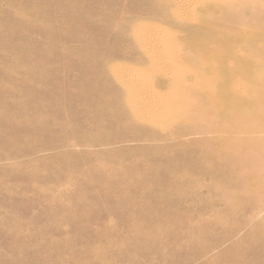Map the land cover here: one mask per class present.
<instances>
[{
    "label": "rangeland",
    "instance_id": "374dc122",
    "mask_svg": "<svg viewBox=\"0 0 264 264\" xmlns=\"http://www.w3.org/2000/svg\"><path fill=\"white\" fill-rule=\"evenodd\" d=\"M14 1L19 4L15 3ZM57 1L60 4H58ZM69 1L68 0H53V3H52L51 0H0V23L2 22L1 23L2 26L0 25L1 26L0 27V43L4 42L5 44V45L3 43H2L3 45L0 44V70H1L0 71V75H1L0 76V101H1L0 103V118H1L0 119V123H1L0 124L1 125L0 126V142H2L0 143V180H1L0 181V264H31V263L42 264V261L40 259H43L44 264H68V263L69 264H76V263L78 264H82V263L83 264H95V263L96 264H124L125 261H126L125 264H137V263L138 264H141V263L142 264H163L164 263L163 260H165L166 264H170V263L171 264H176V263L177 264H188L192 262V260H194L192 264H216V263L226 264V261L228 262L227 264H237V263L247 264L248 262L249 264H258V263L264 264L262 263L264 262V260L259 262L256 259H254L255 256L254 258H252L253 257L252 255H254L253 253L254 248H252L253 247L252 244L253 243L255 244L259 240L258 237H256L257 239L254 238L255 237L254 235L253 237H251V240H253V243L248 238V236L254 233V229L259 230V233H258V235H260L259 237H261L262 234L264 235V231H263L264 226L260 225V220L264 219V199H261L264 197V194H263L264 193V189H263L264 188V185H263L264 184L263 183L264 182V179H263L264 178V170H263L264 169L263 167L264 166V113H263L264 112L263 111L264 110L263 109L264 108V74H262L264 73V69H263L264 68V62H263L264 57L262 55H258L259 51H255V52L253 51V53L256 54L254 55L253 53H251L252 49H249V51H246L247 47L245 48V45L249 40L259 41L258 38H261L260 41H264V28L260 27L262 23L264 24V0H193L194 2L187 6H181L180 5L181 0H93V1L92 0H86V1L85 0H79V1L69 0ZM95 3L97 4L96 6H95ZM76 4L78 6H75ZM215 4L218 7L215 6ZM51 5H54L53 8ZM21 6L25 9V11ZM18 8L19 10H17ZM81 8L82 9L85 8V9L82 10ZM96 8H98V10ZM107 8H110L109 9L110 11ZM130 8H133V9H130ZM46 9H49V10L52 9V10L49 11ZM70 10H73V11H70ZM87 10L89 11L94 10L95 12L94 11L89 12ZM83 11L84 13H82ZM72 12L73 13L75 12L74 15H70V13ZM105 12H107V14H104ZM35 14L37 15L35 16ZM252 14L256 16L253 17ZM74 16L77 18V20H75L76 18ZM40 17H42V19ZM81 17L83 18V20ZM200 17L203 19H200ZM257 17H259L260 19ZM114 18H116V21L113 20ZM253 18L254 20H252ZM73 19L75 21H73ZM9 20L11 21V23H8ZM16 20L17 21L22 20V21L17 22ZM256 20L259 21V24H260V26L258 24L259 27L256 26L255 23H253ZM260 20H263V21L260 22ZM84 21H87V22H84ZM102 22H104L105 25ZM106 23L108 25H106ZM214 23H216V25ZM5 24L7 25L9 24L10 26L9 25L6 26ZM65 24L68 27H66ZM11 25H13L14 28L11 27ZM40 25H44V28H43L44 30L42 29L43 26L41 27ZM2 27H6L7 29L2 28ZM57 27L59 28L57 29ZM96 27L97 28L99 27L100 29H97ZM257 27L260 29H258ZM21 28L23 29L21 30ZM55 28L57 29V31ZM69 28L70 29L72 28L73 30L72 29L70 30ZM220 28H222L223 30ZM251 28L254 32L255 30H258V31H256L255 33H251L252 32ZM5 29L10 32H7ZM20 30L23 32H21ZM39 31L42 35H38L40 34ZM58 31H60V33ZM11 32L13 36L7 35L8 33L11 34ZM48 32L50 34H48ZM44 33L47 38H45ZM58 33L61 34V36H63L64 38L59 36ZM91 33H93L94 36ZM66 34H69L70 36ZM72 34H75V37L77 39L74 38V35L72 36ZM196 34H198L199 36ZM34 36L36 38H34ZM58 36L60 37V39L63 38V40L61 39L62 42L58 38ZM97 36H100V37H97ZM31 37H32V40H31ZM51 37L52 39H50ZM116 37H117V40H116ZM11 38L13 39L11 40ZM48 38L50 41L47 40ZM78 38L81 41L78 40ZM83 38L86 39L87 41L91 40V42L88 43ZM45 39L47 41H45ZM64 39L66 43H64ZM43 40H44V43H43ZM98 40L102 42H99ZM23 43L25 44L27 43L26 44L27 46L25 44L22 45ZM48 43H49V46H48ZM207 44H209L208 45L209 47L207 46ZM20 45L23 46L24 48L21 47ZM40 45L42 46L40 47ZM80 45H83V46H80ZM12 46H16V47L13 48ZM29 46H32V47H29ZM84 46L85 47L88 46L89 48L88 47L85 48ZM212 46H214V48H212ZM1 47L2 48L5 47L3 51L1 50L2 49ZM97 47L99 48V51ZM226 47L229 49L232 48V50H229ZM17 48L19 49L16 50ZM61 48H63L64 52H61L62 51ZM96 48L97 50H94L93 52V49H96ZM220 48L222 51H224V49L226 48L229 51V53H227V51L226 53L224 51L223 52L224 54L222 52L218 53L219 52L218 50H220ZM258 48L261 50L262 49L264 50V44L263 46H258ZM22 51L25 54V56L22 53ZM56 51H58V53ZM81 51H84L87 54H85L84 52L82 53ZM96 51L99 53H97ZM200 51L202 52L200 53ZM16 52H19L20 54ZM49 52L50 53L53 52V53L50 55ZM230 52H233L234 54H231ZM243 52H246L249 58L252 57L254 62L245 61L241 57V54ZM61 53H62V58H61ZM71 53L74 54V56ZM66 54H67V58L65 57ZM68 54L70 55V57ZM97 54H99L100 57ZM203 54L206 55L207 59L208 57H210L208 54H211L210 58H212V61L210 63H207L208 66L206 65V63H204V59H203L204 56H202ZM20 55L23 58L22 57L19 58ZM40 56H44V57H41V59L43 58L42 60L40 59ZM107 56L110 59H108ZM24 57H26V60L28 59L30 60V61L28 60L27 62L28 64H31L30 66L27 63H25L26 60ZM60 58L63 60H61ZM102 58H104V60ZM58 59L60 62L58 61ZM64 59L65 60L68 59V60L65 61ZM74 59L77 61H75ZM44 61H46L47 63L45 64ZM78 61H80L81 63L79 64ZM94 62L96 63L94 64ZM88 64L90 65L88 66ZM99 64L100 66H98ZM103 64L105 65L101 66ZM209 64L213 66H210ZM209 66L212 68H210ZM225 66H227V68H225ZM217 67H218V70H217ZM10 68H13V69H10ZM52 68H55L53 69V72L51 71ZM60 68L62 69V71ZM21 70L23 73L21 72ZM4 71L6 72L4 73ZM85 71H89V72H85ZM95 71H97L101 75H99L98 73H95ZM65 74L67 75V77H65L66 76ZM53 76L55 77L53 78ZM76 76H79V77H76ZM24 77L25 79L22 80V78ZM68 77L69 78L71 77V78L69 79ZM236 78L239 81L235 80ZM232 80L234 81L233 83H232ZM74 82L81 83V84H76ZM85 82L88 84H85ZM179 82H181V84H179L180 86L178 85ZM62 83H66V84H62ZM212 83H215L213 84L214 86L212 85ZM97 84L99 86H97ZM12 85L15 87H13ZM100 85H102V87H100ZM215 85H217V87H215ZM247 85H249L250 87L248 88ZM42 86H45V87H42ZM212 86L215 88L213 89ZM74 87H77L76 90L74 89ZM79 88L81 89V91ZM221 88H223L222 89L223 91L219 92ZM233 89L234 91H232ZM58 90L60 92H57ZM67 90H68V94H67ZM86 90H89V92ZM95 91H97L96 92L97 94L95 93ZM4 92L7 96L3 94ZM113 92L114 94L112 95L111 93ZM223 92H227L228 94L223 93ZM229 92H232V94H230ZM238 92H240L239 93L240 95L238 94ZM104 93H106V95H104ZM121 93L123 94V96L119 97ZM242 93H244V95ZM20 94H22L23 96ZM2 95L4 96V99H2L3 98ZM47 95L49 96L47 97ZM209 95L210 96L215 95L214 96L215 98L219 96L217 99L219 101L223 100L222 102L218 101V109H217L218 112L213 111L214 115L208 114V113H204V114L202 113L203 109L210 106L206 98V96H209ZM97 97L98 99H96ZM121 98L123 101H121ZM5 99H8L6 101L10 103L7 104ZM70 99H73V100H70ZM85 99L86 100L89 99L88 102ZM92 99L94 100L92 101ZM103 100H106V101L103 102ZM107 100L109 103L107 102ZM39 101L41 102L39 103ZM91 101L93 102L92 105L93 106L96 105V107H93L90 104L92 103ZM94 102L96 104H94ZM119 102L123 103L126 107L125 106L124 108L122 106L120 107ZM21 103H23V105L26 104L29 106H37V107L39 106L41 107L40 111L42 109L43 110L42 112L38 111L34 113L35 116L32 115L31 117H30V113L27 116L25 114H22L20 115L21 120L20 121L17 120V122L15 121L14 123L16 125H13L12 120L17 115L16 113H18L16 112L17 110L15 108V105L22 106L20 105ZM54 103H57V105H55ZM114 103L115 105L113 106ZM232 104L235 105V108H234V105ZM54 105L58 107H55ZM87 105L88 107H86ZM226 105L230 109H227ZM261 105L262 107H259ZM70 106H72L73 108H71ZM7 108L10 110H8ZM54 108H57V109H54ZM121 108H123L122 111L124 112L123 115L125 114L124 116L120 115L122 114L119 112L121 111ZM260 108H262L263 110ZM59 109H62V110H59ZM71 109L73 112L71 111ZM65 110L67 112H65ZM228 110L233 111L235 113H238L237 110H239V113L235 114V116H238L237 117L238 120L233 125L225 124V122H223V119L218 114L221 111H228ZM50 111H54V113L53 112L51 113ZM240 111H242V113L245 112L246 114L247 112H249L250 114L248 113L246 115L245 113H243L241 116ZM258 112L263 113V114H259ZM5 113H7L6 114L7 116L4 115ZM176 114L177 116H175ZM52 115L54 116L52 117ZM156 115L158 116L156 117ZM253 115L255 117H253ZM2 116H4L5 118L4 122H3ZM61 116L63 119L61 118ZM112 116H116V117L121 116L120 119H123V120L115 121ZM252 117L254 118V120H252L253 119ZM23 118L26 120H23ZM109 119H111L112 121ZM212 120L218 121L219 126L217 127L211 126ZM241 121L243 122V124ZM22 122H25V123H22ZM34 122L36 124H33ZM52 122H54L55 124ZM123 123H125V125ZM255 123L257 124L256 126H254ZM106 125H110V127L112 128H110L109 126L108 128ZM247 125L250 127V130H252L251 132H249L250 130L248 129L249 127H247ZM22 126L24 128H22ZM227 126H229V128H227ZM16 127L18 128L15 130ZM105 127L108 130H106ZM19 128H20L19 131L22 130L21 132L17 131ZM42 130L45 132H43ZM214 130H217V132ZM223 130L224 131L226 130V132H224ZM78 131L81 133L83 132V133L79 134ZM99 131L100 132L102 131V132L100 133ZM228 131H230V133ZM13 133H16L17 135ZM220 133H222L225 136H222ZM231 133H232V136H231ZM35 135L37 137H35ZM231 138L233 139V141L232 140L230 141ZM235 138H238L239 142L241 141L240 143L242 145L240 143H237L238 141L236 142L237 139L235 140ZM220 140H221V143L219 144ZM224 140L226 141L227 144L224 142ZM11 143L15 146H13ZM206 143L209 144L208 145L210 146L209 148L212 147L211 150H213V148H215L216 146L218 147V145L223 146V147L229 146V147H232L234 150L237 149L238 151L248 150V154H250L248 158L249 160L246 162L247 164L245 163L244 166L242 167L243 168L242 170H244L243 173H246L247 175L241 172L239 176H235L236 178H234L233 181L229 182V184H225V185H228L227 189L225 188L226 190L222 189V183L218 182L216 184L217 176L213 175V174H217L215 172L216 170L213 169L214 168L213 166L216 167V164L214 162H212L210 159L204 156V158L202 157L203 159H200L201 162L199 160L200 164L198 163H197L198 165L192 164L194 163L193 162L194 155H198L202 152L207 153L209 148ZM233 143H236L237 145ZM238 144L240 145L238 146ZM204 145L207 147H205ZM213 145L215 147H213ZM197 147L199 149H197ZM204 148L205 150H203ZM183 149L184 150L187 149L185 150L187 152H184ZM161 150L163 152H161ZM252 150L253 152H251ZM189 151L191 152L192 155H190ZM71 156L74 158H72ZM75 156L79 158H76ZM168 156L170 157V159H168L169 158ZM181 156H182V160L180 161L179 158ZM70 157H71V160H70ZM187 157L193 158V159L191 160ZM173 158L176 160L174 161ZM184 158L186 159V161ZM253 158L257 160H255L254 162ZM72 160H73V163L70 162ZM86 160H88V163ZM100 160L102 162H100ZM189 160L191 161V163H187L189 162ZM208 160L211 162H209ZM163 161L167 163L165 162L162 163ZM171 162L172 164L174 163L173 165L175 169H176L177 164L181 166L180 167L178 165L180 169H177L176 170L177 172L188 174V179H184V181L182 182L183 185L181 186V189H183L185 192L183 191V193L181 192L179 193L178 190H174L170 193L167 199H164L165 201L164 203H159V205L152 204L150 207H146V209H143L142 212H144L145 214H149L150 218L142 222L145 223L146 226L155 225V224L158 226H161V229L163 231H161V233L157 235V237L154 239L155 241L153 239L151 240V239H145V238L141 241V242H144V244H147V246L150 245L148 246V248H146L147 250L136 252L134 253V255H133V252L128 253V254L121 252L116 247L118 242H120V240H130L134 236V234L133 236L131 234L133 232L132 231L130 232L129 228L125 226L128 222H126L124 218H126L127 216H134V214L132 210L126 209L129 213L126 210H124L122 213V216H123L122 217L121 213H116L110 208H113L114 206L119 205L120 200L124 198L126 195L131 194V191L128 190L127 192L122 189L117 190V187H115L114 192H112V194L107 195V196L97 194V197H95L94 195H90L92 194V189L94 188V186L99 185L100 183L99 181H96L95 176H93L95 175L96 168L99 166L104 167V171H106L110 176H112V177L109 176L106 178L107 181L105 182V184L112 185V183H114L116 186L119 180V179H116L113 175L115 174L116 171L119 172L121 170H125V171L128 170L132 174H134V173H137L138 170H140L139 173L143 172L141 174H143L144 176H148V174L149 176L156 174L157 176L161 177V176H164L165 169L167 167L172 166ZM203 162L204 164L202 165L201 163ZM70 163H72V165H69ZM85 163L87 164L85 165ZM169 163L170 165L166 166ZM77 164L78 166H76ZM181 164H184V166ZM256 164L258 166H256ZM14 165L17 167V169H15ZM64 165L66 166V168H64L65 167ZM124 165L126 166L124 167ZM209 165L212 167V170ZM245 165L247 168L245 167ZM118 166L120 167V169ZM195 166H198V168L200 169H196ZM259 166L263 168H260V170L258 171L256 170V168ZM174 167L172 166V168ZM70 168L71 170H69ZM11 169H14V171ZM183 169L185 170L187 169V170L184 171ZM201 169L202 170L205 169L203 173ZM195 170H199V172H196ZM252 170L253 172H251ZM15 171H17V173ZM156 171L161 172V174L159 172L157 173ZM208 172L211 173L209 177H207V175L209 174ZM242 175L243 177H241ZM29 176L31 177V179ZM86 177L88 178L89 181L85 180L87 179ZM255 178L259 179V182ZM210 179H212V181ZM243 179L244 180L247 179L246 180L247 182L244 181ZM239 180L240 181L242 180L243 183L242 182L240 183ZM2 181H5L6 183L5 182L2 183ZM18 181H21V182H18ZM248 181L250 182L248 183ZM212 182H214V184ZM260 182L261 184L262 183L263 184L261 185ZM209 183L212 185L210 186ZM245 184L247 188L245 187ZM240 186L241 187L243 186V187L241 188ZM4 188H7V189H4ZM81 188L83 189L82 192H85L86 194V201L92 204L90 205V209H88L85 212L81 209H78L79 207L75 208L77 210L73 209L75 207L74 205L75 204L74 201L76 198L75 194L81 191L82 190ZM245 188L246 190H248L247 193H245L246 192ZM258 188L259 190H257ZM220 189H221V192H220ZM231 189L232 191H230ZM239 189L240 190L244 189L243 190L244 192L241 193L242 191H240ZM223 190H225L227 194ZM212 191L213 192L215 191V192L213 193ZM249 191H253V192H249ZM134 193L135 194L133 195H137L136 192ZM186 193L188 195H186ZM256 193H258L259 195H257ZM237 195L239 196L240 199H237L238 198ZM218 196H220L221 198ZM93 197L95 198L93 199ZM92 200H94L93 201L94 203L91 202ZM233 201H235V203ZM97 203L99 204V206ZM204 203L205 204L207 203V204L204 205ZM254 203L257 205H254ZM234 204L237 206H235ZM180 206L182 208H180ZM178 209L179 210L181 209V210L178 211ZM243 209H244V212H243ZM68 211L70 213L75 212V214L80 215L79 216L80 221L75 220V222L74 221L69 222L70 220L68 218V215L70 213ZM41 212L45 213V215H42ZM90 214H91V217H90ZM117 214L120 215L121 218ZM9 217H12V218H9ZM215 217L217 220L215 219ZM80 223L84 225L82 227V230H81L82 225L80 226ZM100 223L102 225L105 224V226L102 227ZM19 225L22 228L19 227ZM182 225H184V227ZM106 226H109V228ZM100 227H102L103 230ZM195 227H200L203 232L201 238L205 239L206 237L207 239L206 240L202 239L199 245L195 244V245L187 246L189 239L186 235H188V232H190ZM78 228L80 229V231L78 230ZM98 228L101 229V232ZM122 228L124 231L122 230ZM83 229H85V232ZM105 229L107 231H105ZM171 230H172V234H174L176 238V243L174 246L167 245V244H172L171 243L172 238L170 236ZM52 231L54 233H52ZM251 231H253V233ZM40 232L41 234H39ZM89 232H91L90 233L91 235L89 234ZM250 232L252 234H250ZM34 233H36L35 234L36 237ZM73 233L75 234V236L71 240L72 246L74 245L72 248L71 244H69L70 241L68 239L69 238L71 239V237L74 235ZM85 234L89 235V237L86 235L88 237L86 238ZM46 235L48 236V238L46 237ZM38 236L41 239L38 238ZM65 237H68V238H65ZM101 237L106 240L101 239ZM107 237L109 239V242H108ZM181 237H184V238H181ZM241 237H242V240L240 239ZM59 238L60 240H58ZM94 238L96 239L94 240ZM209 238L211 240H209ZM61 239H64V240H61ZM75 239L76 240L78 239L77 241L79 242V244L77 243V241H75ZM88 239H91L92 241L94 240V242ZM103 240L105 241L106 244L103 243ZM166 240H168L169 242ZM236 240H238L239 243ZM247 240L250 242H248ZM97 241L99 242V244ZM43 242H45V244H43ZM54 242L57 245L54 244ZM95 242L97 243L95 244ZM246 242L248 244H251L252 247L248 245L250 249L247 247ZM49 243L54 245V247ZM80 243H82L83 245L85 244V246H81L82 244ZM164 243L166 244L164 245ZM211 243L213 244V247ZM90 244L93 245V248ZM236 244L239 247L240 251L238 250L237 251L238 254L237 253L236 255L234 254L235 257H233L234 255L233 256H231V254L229 255L228 251L230 250L229 247H233ZM97 245L100 248H98ZM101 245L102 246L104 245L105 247L103 246L101 248ZM178 245H181V246H178ZM184 245L185 247L187 246L189 250L187 248H184ZM90 246H91V249H90ZM112 246L115 248H113ZM202 246H206V248H204L203 252L200 254V255L203 254L202 256L203 258H201V256H198L199 254H196L200 250V248H202ZM242 246H243V250L241 248ZM173 247H175V249ZM211 248L213 250H211ZM43 249H47V251L46 250L44 251ZM56 249H57V252L63 251L62 252L63 254L61 253L63 256L61 254L58 255L57 252L55 253ZM170 249H172V251ZM181 250H182V254L180 253ZM221 250L223 251L221 252ZM100 251H101L100 256L97 257L96 259L94 257L95 256L94 253L100 252ZM218 251H220V254H223V255L225 253L224 257L225 256L226 257L224 258L223 255L220 256ZM83 252L84 254H82ZM112 252L113 253L117 252L118 255H116L117 253L112 254ZM143 252H145L146 254ZM178 252L181 257L179 256V254H177ZM204 252L205 253L207 252L209 256L206 254L204 256ZM243 252L244 254L242 255L241 253ZM247 252L251 253L252 255L247 254ZM54 254L56 255V257ZM85 254L86 256H84ZM122 254L125 256H123ZM245 254L248 255L247 257H245L246 261L243 260ZM29 255L31 256L29 257ZM113 255L115 256V258L112 257ZM143 255L144 257L146 256V258H143ZM206 256L211 258L210 259L211 261ZM216 256H220V257H216ZM34 257L36 259H34ZM199 257L203 259V261ZM122 258L124 261L122 260ZM190 258H193V259L190 260ZM247 258H248V262H247ZM98 259H100L103 262H101ZM144 259L146 261H144ZM168 259H171V261L173 262H170V260ZM220 259H223L224 261ZM226 259H229V260H226ZM233 259H235V261H233ZM158 260L160 262H158ZM205 260H207L206 263H205ZM208 260H209V263H208ZM212 260L215 262H212ZM250 260H254V262ZM132 261L137 262V263H134V262L131 263ZM217 261H219V263Z\"/></svg>",
    "mask_w": 264,
    "mask_h": 264
},
{
    "label": "bare ground",
    "instance_id": "6f19581e",
    "mask_svg": "<svg viewBox=\"0 0 264 264\" xmlns=\"http://www.w3.org/2000/svg\"><path fill=\"white\" fill-rule=\"evenodd\" d=\"M69 1V0H68ZM75 1V0H74ZM79 1V0H78ZM86 1V0H85ZM93 1V0H92ZM15 2V1H14ZM13 2V3H14ZM19 2V1H18ZM51 2L53 3V0H51ZM70 2V1H69ZM101 2V1H100ZM104 2V1H103ZM194 1L193 0H181L180 1V5L181 6H187V5H189V4H192ZM15 3H17V2H15ZM14 3V4H15ZM57 3H58V1H57ZM64 3V2H63ZM71 3V2H70ZM17 4H19V3H17ZM49 4H51V3H49ZM48 4V5H49ZM58 4H60V3H58ZM92 4V3H91ZM65 5V4H64ZM66 5H67V3H66ZM74 5V4H73ZM97 4L95 3V6H96ZM110 5V4H109ZM219 5V4H218ZM16 6V5H15ZM20 6V5H19ZM23 6V5H22ZM21 6V7H22ZM27 6V5H26ZM29 6H31V5H29ZM52 6V8H53V6L54 5H51ZM57 6V5H56ZM59 6V5H58ZM75 6H78L77 4L75 5ZM98 6H100V5H98ZM215 6H217L216 4H215ZM62 7V6H61ZM66 7V6H65ZM106 7V6H105ZM110 7V6H109ZM131 7V6H130ZM133 7V6H132ZM135 7V6H134ZM150 7V6H149ZM214 7V6H213ZM218 7V6H217ZM17 8V7H16ZM23 8V7H22ZM36 8H37V6H36ZM42 8V7H41ZM44 8V7H43ZM58 8V7H57ZM80 8V7H79ZM21 9V8H20ZM24 9V8H23ZM32 9V8H31ZM70 9H72V8H70ZM82 9V8H81ZM80 9V10H81ZM83 9H85V8H83ZM82 9V10H83ZM87 9V8H86ZM90 9V8H89ZM97 10H98V8H96ZM108 10L110 9V8H107ZM114 9V8H113ZM130 9H133V8H130ZM17 10H19V8L17 9ZM46 10H49V9H46ZM50 10H52V9H50ZM49 10V11H50ZM57 10H59V9H57ZM95 10V9H94ZM94 10H90V11H94ZM105 10V9H104ZM115 10V9H114ZM24 11H25V9H24ZM45 11V10H44ZM70 11H73V10H70ZM87 11H89V10H87ZM89 11V12H90ZM110 11V10H109ZM13 12V11H12ZM17 12H19V11H17ZM52 12V11H51ZM64 12V11H63ZM62 12V13H63ZM65 12H66V10H65ZM67 12H69V11H67ZM95 12V11H94ZM104 12V11H103ZM102 12V13H103ZM27 13V12H26ZM32 13V12H31ZM73 13V12H72ZM72 13H70V15H74V13L72 14ZM82 13H84V11L82 12ZM111 13V12H110ZM116 13V12H115ZM200 13V12H199ZM253 13V12H252ZM46 14H47V12H46ZM93 14V13H92ZM91 14V15H92ZM104 14H107V12H105ZM114 14V13H113ZM13 15V14H12ZM37 14H35V16H36ZM61 15H63V14H61ZM69 15V14H68ZM77 15H79V14H77ZM81 15V14H80ZM89 15V14H88ZM112 15V14H111ZM208 15H209V13H208ZM253 15V17L254 16H256V15H254V14H252ZM83 16H85V15H83ZM113 16V15H112ZM111 16V17H112ZM48 17H50V16H48ZM75 17V16H74ZM80 17V16H79ZM208 17V16H207ZM13 18H14V16H13ZM16 18V17H15ZM41 19H42V17H40ZM40 18H38V19H40ZM76 18V17H75ZM82 18V17H81ZM257 18H259V17H257ZM35 19V18H34ZM45 19H47V18H45ZM72 19V18H71ZM79 19V18H78ZM200 19H203V18H201L200 17ZM260 19V18H259ZM75 20H77V18L75 19ZM74 19H73V21H75ZM81 20V19H80ZM82 20H83V18H82ZM93 20H94V18H93ZM102 20H103V18H102ZM111 20V19H110ZM109 20V21H110ZM113 20H115L116 21V18H114ZM206 20V19H205ZM252 20H254V18L252 19ZM10 21V20H9ZM8 21V23H11V21L9 22ZM13 21H14V19H13ZM12 21V22H13ZM17 21V20H16ZM22 20H20V21H17V22H21ZM47 21V20H46ZM59 21V20H58ZM58 21H57V23H58ZM89 21V20H88ZM115 21H113V22H115ZM263 20H260V22H262ZM7 22V21H6ZM49 22V21H48ZM79 22V21H78ZM83 22V21H82ZM84 22H87V21H84ZM91 22V21H90ZM252 22V21H251ZM2 23V22H1ZM1 23H0V25H1ZM30 23V22H29ZM32 23V22H31ZM63 23V22H62ZM61 23V24H62ZM74 23V22H73ZM72 23V24H73ZM92 23V22H91ZM103 24H104V22H102ZM109 23V22H108ZM210 23V22H209ZM253 23H255V25L256 26H258V24H259V21H254ZM67 24V23H66ZM65 24V25H66ZM68 24H70V23H68ZM76 24V23H75ZM78 24V23H77ZM82 24V23H81ZM84 24V23H83ZM102 24V25H103ZM115 24V23H114ZM212 24V23H211ZM215 25H216V23H214ZM252 24V23H251ZM6 26H8L7 24H5ZM65 25H64V27H65ZM79 25V24H78ZM105 25V24H104ZM106 25H108L107 23H106ZM254 25V24H253ZM2 26V25H1ZM0 26V27H1ZM10 26V25H9ZM24 26H26V25H24ZM34 26V25H33ZM41 27H42V29L44 28V25H40ZM72 26H74V25H72ZM81 26V25H80ZM121 26H123V25H121ZM201 26V25H200ZM259 26H260V24H259ZM258 26V27H259ZM11 27H13V25H11ZM21 27V26H20ZM66 27H68L67 25H66ZM77 27V26H76ZM82 27H83V25H82ZM120 27V26H119ZM218 27H220V26H218ZM222 27V26H221ZM251 27V26H250ZM249 27V28H250ZM253 27H255V26H253ZM257 27V28H258ZM260 27H262V28H264V24L262 23L261 24V26ZM2 28H6V27H2ZM14 28V27H13ZM25 28H27V27H25ZM24 28V29H25ZM34 28V27H33ZM59 27H57V29H58ZM90 28V27H89ZM97 28V27H96ZM201 28H203V27H201ZM256 28V29H257ZM7 29V28H6ZM5 29V30H6ZM9 29V28H8ZM19 29V28H18ZM23 28H21V30H22ZM37 29V28H36ZM41 29V30H42ZM56 29V28H55ZM54 29V30H55ZM57 29H56V31H57ZM62 29H64V28H62ZM66 29V28H65ZM70 29V28H69ZM72 29V28H71ZM70 29V30H71ZM76 29V28H75ZM74 29V30H75ZM82 29V28H81ZM80 29V30H81ZM97 29H100L99 27L97 28ZM96 29V30H97ZM103 29V28H102ZM126 29V28H125ZM211 29V28H210ZM214 29V28H213ZM220 29H222V28H220ZM258 29H260V28H258ZM15 30V29H14ZM20 30V31H21ZM31 30V29H30ZM44 30V29H43ZM67 30V29H66ZM69 30V31H70ZM73 30V29H72ZM79 30V31H80ZM83 30V29H82ZM94 30V29H93ZM92 30V31H93ZM104 30V29H103ZM102 30V31H103ZM201 30V29H200ZM223 30V29H222ZM251 30H252V28H251ZM263 30V29H262ZM7 31V30H6ZM33 31V30H32ZM35 31V30H34ZM55 31V32H56ZM68 31V32H69ZM95 31V30H94ZM98 31V30H97ZM198 31V30H197ZM256 31H258V30H255V32ZM260 31V30H259ZM7 32H10V31H7ZM15 32V31H14ZM21 32H23V31H21ZM27 32V31H26ZM29 32V31H28ZM54 32V31H53ZM59 33H60V31H58ZM63 32H65V31H63ZM253 30H252V32L251 33H255ZM30 33H31V31H30ZM39 33H40V31H39ZM57 33V32H56ZM58 33V34H59ZM67 33V32H66ZM78 33V32H77ZM76 33V34H77ZM96 33V32H95ZM204 33V32H203ZM225 33V32H224ZM15 34V33H14ZM36 34H37V32H36ZM48 34H50L49 32H48ZM47 34V35H48ZM54 34V33H53ZM92 35H93V33H91ZM98 34V33H97ZM247 34V33H246ZM250 34V33H249ZM7 35H12V32H11V34L10 33H8ZM38 35H42L41 33L40 34H38ZM44 35H45V33H44ZM66 35H69V34H66ZM74 35V38H76L75 37V34H72V36ZM196 35H198V34H196ZM256 35V34H255ZM13 36V35H12ZM59 36H61V34H59ZM58 36V38L60 39V37ZM70 36V35H69ZM94 36V35H93ZM101 36V35H100ZM100 36H97V37H100ZM199 36V35H198ZM8 37V36H7ZM42 37V36H41ZM49 37V36H48ZM61 37H63V36H61ZM82 37V36H81ZM90 37V36H89ZM88 37V38H89ZM97 37H95V38H97ZM216 37H217V35H216ZM258 37V36H257ZM34 38H36L35 36H34ZM33 38V39H34ZM44 38V37H43ZM45 38H47L46 37V35H45ZM64 38V37H63ZM63 38H61L62 40H63ZM79 38H80V36H79ZM78 38V40H80ZM87 38V39H88ZM91 38H93V37H91ZM103 38V37H102ZM101 38V39H102ZM2 39V38H1ZM9 39V38H8ZM13 38H11V40H12ZM50 39H52V37L50 38ZM59 39H58V41H59ZM60 39V40H61ZM68 39V38H67ZM66 39V40H67ZM70 39H71V37H70ZM69 39V40H70ZM77 39V38H76ZM84 39V38H83ZM259 39V41H251V40H249L247 43H246V45H245V48H246V51H249V49H252L251 50V53H253V51L255 52V51H259L258 53V55H262L263 57H264V50L262 49H259L258 48V46H263V44H264V41H260L261 40V38H258ZM31 40H32V37H31ZM47 40H49V38L47 39ZM46 39H45V41H47ZM62 40H61V42H62ZM84 40H86V39H84ZM97 40V39H96ZM116 40H117V37H116ZM203 40V39H202ZM38 41H40V40H38ZM50 41V40H49ZM81 41V40H80ZM83 41V40H82ZM87 41V40H86ZM99 41V40H98ZM195 41V40H194ZM88 43L89 42H91V40L90 41H87ZM94 42V41H93ZM99 42H102V41H99ZM211 42V41H210ZM225 42H227V41H225ZM230 42H232V41H230ZM4 44V42H1L0 44ZM28 43V42H27ZM26 43V44H27ZM33 43V42H32ZM40 43V42H39ZM43 43H44V40H43ZM64 43H66L65 42V39H64ZM218 43V42H217ZM2 44V45H3ZM11 44V43H10ZM16 44V43H15ZM25 43H23L22 45H24ZM25 44V45H26ZM41 44V43H40ZM101 44V43H100ZM184 44V43H183ZM199 44V43H198ZM201 44V43H200ZM226 44V43H225ZM5 45V44H4ZM14 45V44H13ZM18 45V44H17ZM30 45V44H29ZM53 45V44H52ZM206 45V44H205ZM204 45V46H205ZM209 44H207V46H208ZM211 45H213V44H211ZM216 45V44H215ZM21 46V45H20ZM27 46V45H26ZM26 46H25V48H26ZM42 45H40V47H41ZM48 46H49V43H48ZM54 46V45H53ZM80 46H83V45H80ZM90 46V45H89ZM98 46V45H97ZM13 48L14 47H16V46H12ZM18 47V46H17ZM21 47H23V46H21ZM29 47H32V46H29ZM51 47V46H50ZM58 47V46H57ZM64 47V46H63ZM85 47V46H84ZM88 47V46H87ZM87 47H85V48H87ZM94 47V46H93ZM199 47V46H198ZM209 47V46H208ZM228 47V46H227ZM226 47V48H227ZM2 48V47H1ZM5 48V47H4ZM4 48H2L1 50L3 51V49ZM24 48V47H23ZM22 48V49H23ZM59 48H60V46H59ZM79 48V47H78ZM89 48V47H88ZM98 48V47H97ZM97 48L96 49H93V52H94V50H97ZM211 48V47H210ZM212 48H214V46H212ZM225 48V49H226ZM19 48H17L16 50H18ZM21 49V48H20ZM28 49V48H27ZM26 49V50H27ZM30 49V48H29ZM35 49V48H34ZM50 49V48H49ZM55 49V48H54ZM58 49V48H57ZM62 49V51L61 52H64V50H63V48H61ZM91 49V48H90ZM209 49V48H208ZM224 49V51H225V53H226V51H227V53H229V51L227 50V49H229V48H227L226 50ZM258 49V50H257ZM33 50V49H32ZM51 50H52V48H51ZM50 50V51H51ZM86 50V49H85ZM202 50H204V49H202ZM216 50H218V49H216ZM229 50H232V48L231 49H229ZM67 51V50H66ZM98 51H99V48H98ZM204 51H206V50H204ZM219 52L218 53H220V52H224V51H222L221 50V48H220V50H218ZM21 52V51H20ZM25 52V51H24ZM33 52V51H32ZM37 52V51H36ZM36 52H35V54H36ZM48 52V51H47ZM57 53H58V51H56ZM70 52V51H69ZM82 53L84 52V51H81ZM97 52V51H96ZM202 51H200V53H201ZM208 52V51H207ZM206 52V53H207ZM16 53H18V54H20L19 52H16ZM22 53H23V51H22ZM38 53V52H37ZM50 53V52H49ZM53 53V52H52ZM52 53H50V55L52 54ZM75 53V52H74ZM85 53V52H84ZM97 53H99V52H97ZM102 53V52H101ZM231 54H234L233 52H230ZM17 54V55H18ZM24 54V53H23ZM22 54V55H23ZM72 54V53H71ZM85 54H87V53H85ZM89 54V53H88ZM224 54V53H223ZM254 55H256L255 53H253ZM69 55V54H68ZM73 56H74V54H72ZM97 55H99V54H97ZM110 55V54H109ZM108 55V56H109ZM210 57H211V54H208ZM24 56H25V54H24ZM45 56V55H44ZM44 56H40V59H41V57H44ZM55 56V55H54ZM60 56V55H59ZM72 56V57H73ZM85 56V55H84ZM108 56H107V58H108ZM202 56H204V63H206V65L208 66V64L207 63H210L211 61H212V58H210V57H208V59L206 58V55H202ZM216 56H217V54H216ZM22 56L20 55V57L19 58H21ZM27 57V56H26ZM26 57H24L25 58V60H26ZM28 57H29V55H28ZM31 57H32V55H31ZM48 57H49V55H48ZM65 57L67 58V54L65 55ZM69 57H70V55H69ZM95 57V56H94ZM93 57V58H94ZM99 57H100V55H99ZM241 57L245 60V61H250V62H254L253 61V59H252V57L251 58H249L248 57V54H246V52H243L242 54H241ZM240 57V58H241ZM257 57V56H256ZM261 57V56H260ZM23 58V57H22ZM47 58V57H46ZM55 58V57H54ZM59 58V57H58ZM61 58H62V53H61ZM60 58V59H61ZM75 58V57H74ZM86 58V57H85ZM31 59V58H30ZM43 59V58H42ZM41 59V60H42ZM45 59V58H44ZM71 59H73V58H71ZM99 59H101V58H99ZM103 60H104V58H102ZM108 59H110V58H108ZM225 59V58H224ZM29 60V59H28ZM28 60H26L25 61V63H27L28 62ZM46 60V59H45ZM50 60V59H49ZM48 60V61H49ZM61 60H63V59H61ZM65 60V59H64ZM66 60H68V59H66ZM65 60V61H66ZM75 60V59H74ZM97 60H98V58H97ZM107 60V59H106ZM243 60V61H244ZM258 60H260V59H258ZM30 61V60H29ZM58 61H59V59H58ZM70 61V60H69ZM75 61H77V60H75ZM81 61V60H80ZM80 61H78V63L80 64L81 62ZM83 61V60H82ZM90 61H91V59H90ZM101 61V60H100ZM108 61V60H107ZM233 61V60H232ZM235 61H236V59H235ZM21 62V61H20ZM23 62V61H22ZM40 62H42V61H40ZM45 62V64L47 63L46 61H44ZM54 62V61H53ZM60 62V61H59ZM58 62V63H59ZM63 62V61H62ZM86 62V61H85ZM84 62V63H85ZM98 62V61H97ZM106 62V61H105ZM104 62V63H105ZM249 62V63H250ZM263 62H264V60H263ZM15 63H17V62H15ZM50 63V62H49ZM48 63V64H49ZM64 63V62H63ZM73 63V62H72ZM83 63V62H82ZM96 62H94V64H95ZM108 63V62H107ZM203 63V64H204ZM222 63V62H221ZM18 64H20V63H18ZM17 64V65H18ZM28 64V63H27ZM26 64V65H27ZM43 64V63H42ZM52 64V63H51ZM98 64V63H97ZM101 64V63H100ZM100 64L98 65V66H100ZM23 65H24V63H23ZM25 65V66H26ZM29 66L31 65V64H28ZM54 65V64H53ZM61 65V64H60ZM63 65H65V64H63ZM62 65V66H63ZM71 65V64H70ZM90 64H88V66H89ZM105 64H103V65H101V66H104ZM210 65V64H209ZM230 65V64H229ZM12 66H14V65H12ZM19 66H21V65H19ZM50 66V65H49ZM61 66V67H62ZM210 66H213V65H210ZM209 66V67H210ZM217 66V65H216ZM219 66V65H218ZM223 66H224V64H223ZM222 66V67H223ZM228 66V65H227ZM227 66H225V68H227ZM34 67V66H33ZM36 67V66H35ZM46 67V66H45ZM52 67H54V66H52ZM93 67V66H92ZM107 67V66H106ZM105 67V68H106ZM209 67H207V68H209ZM231 67V66H230ZM242 67V66H241ZM14 68V67H13ZM13 68H10V69H13ZM48 68V67H47ZM64 68H66V67H64ZM73 68V67H72ZM72 68H70V69H72ZM75 68V67H74ZM81 68V67H80ZM210 68H212V67H210ZM225 68H223V69H225ZM53 69H55V68H52L51 69V71L53 72ZM61 69V68H60ZM59 69V70H60ZM86 69V68H85ZM233 69V68H232ZM253 69V68H252ZM264 69V68H263ZM84 70V69H83ZM87 70V69H86ZM90 70V69H89ZM94 70V69H93ZM92 70V71H93ZM217 70H218V67H217ZM222 70V69H221ZM228 70V69H227ZM239 70V69H238ZM1 71V70H0ZM15 71V70H14ZM13 71V72H14ZM19 71V70H18ZM49 71V70H48ZM61 71H62V69H61ZM73 71H74V69H73ZM78 71V70H77ZM99 71V70H98ZM102 71V70H101ZM183 71V70H182ZM182 71H181V73H182ZM225 71V70H224ZM223 71V72H224ZM249 71V70H248ZM6 71H4V73H5ZM21 72H22V70H21ZM85 72H89V71H85ZM186 72V71H185ZM231 72V71H230ZM3 73V72H2ZM1 73V74H2ZM3 73V74H4ZM20 73V72H19ZM23 73V72H22ZM45 73V72H44ZM81 73V72H80ZM95 73H98L97 71H95ZM225 73V72H224ZM223 73V74H224ZM7 74H9V73H7ZM26 74V73H25ZM33 74V73H32ZM87 74V73H86ZM89 74V73H88ZM99 74V73H98ZM234 74V73H233ZM237 74V73H236ZM262 74H264V73H262ZM5 75V74H4ZM51 75H53V74H51ZM66 75V74H65ZM79 75V74H78ZM99 75H101V74H99ZM216 75V74H215ZM231 75V74H230ZM238 75V74H237ZM248 75V74H247ZM1 76V75H0ZM7 76H9V75H7ZM42 76H43V74H42ZM70 76V75H69ZM90 76H92V75H90ZM210 76H211V74H210ZM209 76V77H210ZM243 76H245V75H243ZM16 77H18V76H16ZM26 77V76H25ZM25 77L24 78H22V80L23 79H25ZM32 77V76H31ZM49 77V76H48ZM55 76H53V78H54ZM59 77V76H58ZM63 77V76H62ZM65 77H67V75L65 76ZM73 77V76H72ZM76 77H79V76H76ZM89 77V76H88ZM103 77V76H102ZM218 77H220V76H218ZM235 77V76H234ZM33 78V77H32ZM44 78V77H43ZM61 78V77H60ZM69 78V77H68ZM71 78V77H70ZM69 78V79H70ZM86 78V77H85ZM91 78V77H90ZM213 78V77H212ZM238 78V77H237ZM235 79V80H238V79ZM2 79H3V77H2ZM5 79V78H4ZM35 79V78H34ZM45 79H46V77H45ZM48 79V78H47ZM68 79V80H69ZM79 79V78H78ZM75 80V79H74ZM80 80V79H79ZM96 80V79H95ZM231 80V79H230ZM234 80V79H233ZM232 80V83L234 82ZM4 81V80H3ZM31 81V80H30ZM43 81V80H42ZM56 81V80H55ZM66 81V80H65ZM76 81H78V80H76ZM85 81V80H84ZM87 81V80H86ZM239 81V80H238ZM32 82V81H31ZM46 82V81H45ZM73 82V81H72ZM88 82V81H87ZM92 82V81H91ZM94 82V81H93ZM214 82H216V81H214ZM9 83H10V81H9ZM34 83V82H33ZM74 83H76V82H74ZM95 83H96V81H95ZM98 83V82H97ZM100 83V82H99ZM27 84V83H26ZM62 84H66V83H62ZM72 84V83H71ZM76 84H81V83H76ZM85 84H88V83H86L85 82ZM179 84H181V82H179L178 83V85ZM213 84H215V83H212V85ZM231 84V83H230ZM235 84V83H234ZM25 85V84H24ZM23 85V86H24ZM58 85V84H57ZM84 85V84H83ZM103 85V84H102ZM102 85H100V87H102ZM110 85V84H109ZM237 85V84H236ZM239 85V84H238ZM13 86V85H12ZM29 86V85H28ZM33 86V85H32ZM35 86V85H34ZM67 86V85H66ZM65 86V87H66ZM72 86V85H71ZM97 86H99L98 84H97ZM180 86V85H179ZM214 86V85H213ZM212 86V88L214 89L215 87H217V85H215V87H213ZM248 86V88L250 87L249 85H247ZM13 87H15V86H13ZM42 87H45V86H42ZM51 87H52V85H51ZM73 87V86H72ZM108 87V86H107ZM112 87V86H111ZM229 87V86H228ZM33 88V87H32ZM62 88V87H61ZM76 88L77 87H74V89L76 90ZM95 88V87H94ZM105 88V87H104ZM236 88H238V87H236ZM18 89V88H17ZM26 89V88H25ZM52 89H53V87H52ZM59 89V88H58ZM80 89V88H79ZM98 89V88H97ZM101 89V88H100ZM115 89V88H114ZM179 89H181V88H179ZM223 88H221V90H219V92L220 91H223L222 90ZM15 90V89H14ZM31 90V89H30ZM55 90V89H54ZM53 90V91H54ZM95 90V89H94ZM215 90H217V89H215ZM239 90V89H238ZM252 90V89H251ZM256 90V89H255ZM48 91V90H47ZM80 91H81V89H80ZM86 91H88L89 92V90H86ZM101 91V90H100ZM227 91V90H226ZM229 91H231V90H229ZM232 91H234V89L232 90ZM254 91V90H253ZM14 92V91H13ZM20 92V91H19ZM57 92H60L59 90L57 91ZM97 91H95V93H96ZM112 92V91H111ZM121 92V91H120ZM211 92V91H210ZM210 92H208V93H210ZM216 92V91H215ZM218 92V91H217ZM242 92V91H241ZM12 93V92H11ZM15 93H16V91H15ZM25 93V92H24ZM27 93V92H26ZM50 93H52V92H50ZM123 93V92H122ZM121 93V95L119 96V97H122L123 96V94ZM223 93H227V92H223ZM222 93V94H223ZM230 94H232V92H229ZM237 93V92H236ZM240 92H238V94H239ZM247 93V92H246ZM252 93V92H251ZM3 94H5V92L3 93ZM14 94V93H13ZM12 94V95H13ZM34 94V93H33ZM43 94V93H42ZM60 94V93H59ZM67 94H68V90H67ZM71 94V93H70ZM88 94V93H87ZM97 94V93H96ZM112 95L114 94V92L113 93H111ZM220 94V93H219ZM228 94V93H227ZM243 95H244V93H242ZM6 95V94H5ZM20 95H22V94H20ZM55 95V94H54ZM57 95H58V93H57ZM57 95H56V97H57ZM79 95V94H78ZM104 95H106V93H104ZM103 95V96H104ZM117 95V94H116ZM225 95V94H224ZM234 95V94H233ZM240 95V94H239ZM246 95V94H245ZM248 95V94H247ZM3 96V95H2ZM7 96V95H6ZM23 96V95H22ZM49 95H47V97H48ZM71 96V95H70ZM69 96V97H70ZM76 96V95H75ZM82 96H84V95H82ZM87 96V95H86ZM90 96V95H89ZM115 96V95H114ZM215 96V95H214ZM214 96H206V98H207V101H208V103L210 104V106H208L207 108H205V109H203L202 110V113L204 114V113H208V114H213L214 112L213 111H216V112H218V97L217 98H215ZM249 96V95H248ZM55 97V96H54ZM74 97V96H73ZM91 97V96H90ZM99 97V96H98ZM98 97L96 98V99H98ZM112 97V96H111ZM235 97V96H234ZM9 98V97H8ZM15 98V97H14ZM17 98V97H16ZM29 98H30V96H29ZM32 98V97H31ZM50 98V97H49ZM52 98V97H51ZM60 98V97H59ZM62 98V97H61ZM78 98V97H77ZM92 98V97H91ZM93 98H95V97H93ZM2 99H4V96H3V98ZM53 99V98H52ZM64 99H66V98H64ZM63 99V100H64ZM75 99V98H74ZM82 99H84V98H82ZM90 99V98H89ZM88 99V100H89ZM95 99V100H96ZM101 99V98H100ZM102 99H103V97H102ZM221 99V98H220ZM238 99H240V98H238ZM246 99V98H245ZM257 99H259V98H257ZM6 100H8V99H5V101ZM37 100V99H36ZM69 100V99H68ZM67 100V101H68ZM70 100H73V99H70ZM86 100V99H85ZM88 100H86L87 102H88ZM94 99H92V101H93ZM235 100V99H234ZM20 101H21V99H20ZM66 101V102H67ZM91 101V102H92ZM102 101V100H101ZM104 101H106V100H103V102ZM121 101H123L122 100V98H121ZM137 101V100H136ZM223 101V100H222ZM222 101H219V102H222ZM240 101V100H239ZM28 102H30V101H28ZM41 101H39V103H40ZM57 102V101H56ZM65 102V103H66ZM70 102V101H69ZM90 102V101H89ZM96 102V101H95ZM94 102V104H96ZM107 102H108V100H107ZM106 102V103H107ZM227 102V101H226ZM236 102V101H235ZM238 102V101H237ZM0 103H1V101H0ZM6 103L8 104V103H10V102H7L6 101ZM5 103V104H6ZM68 103V102H67ZM86 103V102H85ZM100 103V102H99ZM109 103V102H108ZM12 104V103H11ZM10 104V105H11ZM55 105H57V103H54ZM87 104V103H86ZM91 105L93 104V102L92 103H90ZM119 104H120V107L122 106L123 108H124V104L123 103H121V102H119ZM256 104V103H255ZM20 105H22V106H17V105H15V108H16V112H18V113H16L17 115V117L15 118L14 117V119L12 120V124L13 125H16L14 122L16 121L17 122V120H21L20 119V115H22V114H25L26 116L27 115H29V113H30V117L32 116V115H34L35 116V114L34 113H36V112H38V111H40V109H41V107H37V106H29V105H26V104H24L23 105V103H21ZM31 105H33V104H31ZM44 105V104H43ZM47 105V104H46ZM54 105V106H55ZM60 105V104H59ZM115 105V103L113 104V106ZM232 105H234V104H232ZM235 105H236V103H235ZM235 105H234V108H235ZM241 105V104H240ZM243 105V104H242ZM42 106V105H41ZM50 106H51V104H50ZM49 106V107H50ZM52 106H53V104H52ZM90 106V105H89ZM93 106V105H92ZM108 106H109V104H108ZM108 106H106V107H108ZM112 106V105H111ZM118 106V105H117ZM223 106V105H222ZM221 106V107H222ZM252 106V105H251ZM251 106H249V107H251ZM258 106V105H257ZM55 107H58V106H55ZM67 107V106H66ZM71 108H73L72 106H70ZM86 107H88V105L86 106ZM93 107H96V105L95 106H93ZM126 107V106H125ZM128 107V106H127ZM215 107H217V108H215ZM219 107H220V105H219ZM259 107H262V105L261 106H259ZM9 108V107H8ZM7 108V109H8ZM112 108V107H111ZM123 108H121V111H119L120 113H122V114H120L121 116L123 115V111H122V109ZM226 108L227 109H230V108H228L227 107V105H226ZM225 108V109H226ZM237 108V107H236ZM5 109V108H4ZM12 109V108H11ZM54 109H57V108H54ZM53 109V110H54ZM105 109V108H104ZM113 109V108H112ZM111 109V110H112ZM226 109V110H227ZM260 109H262V108H260ZM264 109V108H263ZM262 109V110H263ZM8 110H10V109H8ZM43 110V109H42ZM42 110L40 111V112H42ZM59 110H62V109H59ZM88 110V109H87ZM109 110V109H108ZM107 110V111H108ZM232 110V109H231ZM235 110V109H234ZM257 110H259V109H257ZM71 111H72V109H71ZM93 111H94V109H93ZM126 111V110H125ZM238 111V113H239V110H237ZM236 111V112H237ZM259 111H261V110H259ZM264 111V110H263ZM262 111V112H263ZM11 112V111H10ZM51 113L53 112L54 113V111H50ZM65 112H67L66 110H65ZM73 112V111H72ZM110 112V111H109ZM115 112V111H114ZM215 112V113H216ZM241 113V116H242V114L243 113H245V112H243L242 113V111H240ZM14 113V114H15ZM58 113H59V111H58ZM75 113V112H74ZM78 113V112H77ZM90 113V112H89ZM97 113V112H96ZM130 113V112H129ZM238 113H235V112H233V111H221V112H219L218 114H219V116L223 119V122H225V124H227V125H233L234 123H236V121L238 120V116H235V114H238ZM249 112H247V114H248ZM259 114H263V113H260V112H258ZM7 113H5L4 115H6ZM38 114V113H37ZM44 114V113H43ZM50 114V113H49ZM68 114V113H67ZM93 114H94V112H93ZM116 114V113H115ZM155 114V113H154ZM203 114H201V115H203ZM246 114V113H245ZM246 114V115H247ZM250 114V113H249ZM24 115V116H25ZM71 115V114H70ZM92 115V114H91ZM111 115V114H110ZM110 115H108V116H110ZM114 115V114H113ZM125 115V114H124ZM123 115V116H124ZM214 115V114H213ZM7 116V115H6ZM48 116H50V115H48ZM54 115H52V117H53ZM65 116V115H64ZM118 116V115H117ZM121 116H119V117H116V116H112L113 117V119L115 120V121H120V120H123V119H120V117ZM128 116V115H127ZM154 116V115H153ZM158 115H156V117H157ZM175 116H177V114L175 115ZM240 116V115H239ZM3 118V122H4V116H2ZM107 117V116H106ZM244 117V116H243ZM246 117H248V116H246ZM253 117H255L254 115H253ZM252 117V118H253ZM38 118V117H37ZM61 118H62V116H61ZM87 118V117H86ZM91 118H93V117H91ZM110 118V117H109ZM170 118V117H169ZM183 118V117H182ZM1 119V118H0ZM9 119V118H8ZM53 119V118H52ZM63 119V118H62ZM68 119V118H67ZM90 119V118H89ZM176 119V118H175ZM241 119H243V118H241ZM23 120H26V119H24L23 118ZM78 120V119H77ZM86 120H88V119H86ZM109 120H111V119H109ZM171 120V119H170ZM173 120V119H172ZM217 120V119H216ZM250 120H251V118H250ZM252 120H254V118L252 119ZM9 121V120H8ZM18 121V122H19ZM35 121V120H34ZM38 121V120H37ZM40 121V120H39ZM44 121H46V120H44ZM56 121V120H55ZM79 121V120H78ZM99 121V120H98ZM105 121H107V120H105ZM112 121V120H111ZM249 121V120H248ZM36 122V121H35ZM33 123V124H36V123ZM43 122V121H42ZM73 122V121H72ZM77 122V121H76ZM89 122V121H88ZM170 122V121H169ZM239 122H240V120H239ZM242 122V121H241ZM6 123V122H5ZM22 123H25V122H22ZM52 123H54V122H52ZM112 123V122H111ZM116 123V122H115ZM118 123V122H117ZM120 123V122H119ZM210 123V122H209ZM219 122L218 121H215V120H212V124H211V126H215V127H217V126H219V124H218ZM1 124V123H0ZM44 124V123H43ZM43 124H42V126H43ZM55 124V123H54ZM68 124H69V122H68ZM124 125H125V123H123ZM209 124V125H210ZM240 124V123H239ZM242 124H243V122H242ZM246 124V123H245ZM244 124V125H245ZM252 124V123H251ZM9 125H11V124H9ZM40 125V124H39ZM74 125H75V123H74ZM98 125H100V124H98ZM102 125V124H101ZM257 124L255 123V125L254 126H256ZM1 126V125H0ZM3 126V125H2ZM4 126H6V125H4ZM33 126V125H32ZM56 126V125H55ZM79 126V125H78ZM82 126V125H81ZM107 127L109 126L110 127V125H106ZM238 126V125H237ZM240 126V125H239ZM39 127V126H38ZM100 127V126H99ZM108 127V128H109ZM114 127V126H113ZM231 127V126H230ZM247 127H249L248 125H247ZM3 128V127H2ZM14 128V127H13ZM12 128V129H13ZM18 127H16L15 128V130L17 129ZM21 128V127H20ZM20 128L17 130V131H19L20 130ZM22 128H24L23 126H22ZM26 128V127H25ZM78 128V127H77ZM101 128V127H100ZM110 128H112V127H110ZM227 128H229V126H227ZM226 128V129H227ZM239 128V127H238ZM253 128V127H252ZM41 129H43V128H41ZM83 129V128H82ZM81 129V130H82ZM105 129L106 130H108L106 127H105ZM105 129H104V131H105ZM244 129V128H243ZM243 129H241V130H243ZM249 130H250V127L248 128ZM247 129V130H248ZM24 130V129H23ZM99 130V129H98ZM109 130H111V129H109ZM228 130V129H227ZM22 131V130H21ZM21 131H19V132H21ZM43 131V130H42ZM63 131H65V130H63ZM214 131H216L217 132V130H214ZM224 131V130H223ZM222 131V132H223ZM252 130H250L249 132H251ZM8 132V131H7ZM26 132H27V130H26ZM43 132H45V131H43ZM79 132V131H78ZM100 132V131H99ZM102 132V131H101ZM100 132V133H101ZM177 132H179V131H177ZM224 132H226V130L224 131ZM223 132V133H224ZM229 133H230V131H228ZM233 132V131H232ZM236 132V131H235ZM234 132V133H235ZM240 132H242V131H240ZM31 133H33V132H31ZM30 133V134H31ZM76 133V132H75ZM81 132H79V134H80ZM83 133V132H82ZM81 133V134H82ZM105 133V132H104ZM233 133V134H234ZM238 133H239V131H238ZM245 133V132H244ZM13 134H15V135H17L16 133H13ZM43 134V133H42ZM41 134V135H42ZM78 134V133H77ZM106 134V133H105ZM222 136H225V135H223L222 133H220ZM5 135V134H4ZM25 135V134H24ZM236 135V134H235ZM234 135V136H235ZM32 136H34V135H32ZM43 136V135H42ZM98 136V135H97ZM228 136H229V134H228ZM231 136H232V133H231ZM230 136V137H231ZM3 137V136H2ZM23 137V136H22ZM35 137H37L36 135H35ZM99 137V136H98ZM242 137V136H241ZM15 139V138H14ZM25 139V138H24ZM220 139V138H219ZM223 139H224V137H223ZM228 139V138H227ZM237 139V140H236ZM5 140V139H4ZM30 140V139H29ZM221 140H222V138H221ZM221 140L219 141V144L221 143ZM233 141V139L231 138L230 139V141ZM235 140H236V142L237 143H240L239 142V139L238 138H235ZM2 141V140H1ZM8 141V140H7ZM21 141V140H20ZM27 141V140H26ZM14 142H16V141H14ZM18 142V141H17ZM211 142H213V141H211ZM224 142L226 143V141L224 140ZM224 142H222V143H224ZM229 142V141H228ZM0 143H2V142H0ZM4 143V142H3ZM208 143H210V142H208ZM243 143V142H242ZM12 144V143H11ZM19 144V143H18ZM207 144V143H206ZM217 144V143H216ZM227 144V143H226ZM233 144H235V145H237L236 143H233ZM241 144V143H240ZM240 144H238V146L240 145ZM246 144V143H245ZM13 145V144H12ZM17 145V144H16ZM209 144H207V146H208ZM211 145V144H210ZM215 145V144H214ZM213 145V147H215ZM242 145V144H241ZM13 146H15V145H13ZM203 146V145H202ZM205 146V145H204ZM207 146H205V147H207ZM233 146V145H232ZM250 146H252V145H250ZM250 146H248V147H250ZM256 146V145H255ZM184 147V146H183ZM210 146H208V148H209ZM234 147V146H233ZM236 147V146H235ZM247 147V148H248ZM187 148V147H186ZM195 148V147H194ZM212 148V147H211ZM211 148H209L208 149V151H207V153H200V154H198V155H194V159L193 158H189V157H187V158H189V159H193V162L194 163H192V164H196V165H198V164H200L199 163V160L200 159H203L204 158V156L205 157H207L208 159H210L212 162H214L215 164H216V167L215 166H213L214 168L213 169H215L216 171V173L217 174H213V173H215V172H213L212 174L213 175H216L217 177H216V184L219 182V183H222V189H227V187H228V185H225V184H229V182H231V181H233V179L234 178H236L235 176H239V174L242 172L243 173V171L244 170H242L243 168V166H244V164L249 160L248 158H249V156H250V154H248V150H242V151H238L237 149L236 150H234L232 147H223V146H220V145H218V147L216 146L215 148H213V150H211ZM237 148V147H236ZM243 148V147H242ZM241 148V149H242ZM188 149V148H187ZM187 149H185V150H187ZM196 149V148H195ZM197 149H199L198 147H197ZM202 149V148H201ZM249 149V148H248ZM255 149V148H254ZM181 150V149H180ZM184 150V149H183ZM184 150V152H187V151H185ZM203 150H205V148L203 149ZM207 150V149H206ZM239 150H240V148H239ZM250 150V149H249ZM15 152V151H14ZM161 152H163L162 150H161ZM180 152H182V151H180ZM190 152V151H189ZM195 152V151H194ZM206 152V151H205ZM251 152H253V150L251 151ZM167 153V152H166ZM182 154V153H181ZM181 154H179V155H181ZM202 154V155H201ZM167 155V154H166ZM190 155H192L191 154V152H190ZM69 156V155H68ZM79 156V155H78ZM82 156V155H81ZM174 156V155H173ZM183 156V155H182ZM182 156L179 158V160L181 161L182 160ZM251 156H253V155H251ZM63 157V156H62ZM67 157V156H66ZM66 157H64V158H66ZM72 157V156H71ZM71 157H70V160H71ZM76 157V156H75ZM80 157V156H79ZM79 157H76V158H79ZM162 157V156H161ZM169 157V156H168ZM167 157V158H168ZM184 157V156H183ZM192 157V156H191ZM203 157V158H202ZM72 158H74V157H72ZM163 158V157H162ZM165 158V157H164ZM175 158H177V157H175ZM58 159V158H57ZM69 159V158H68ZM159 159V158H158ZM161 159V158H160ZM168 159H170V157L168 158ZM174 159V158H173ZM185 159V158H184ZM183 159V160H184ZM254 159V158H253ZM75 160V159H74ZM104 160H106V159H104ZM176 159H174V161H175ZM206 160V159H205ZM204 160V161H205ZM255 160H257V159H254V162H255ZM79 161V160H78ZM80 161H82V160H80ZM87 161V163H88V160H86ZM85 161V162H86ZM160 161V160H159ZM166 161H167V159H166ZM169 161V160H168ZM185 161H186V159H185ZM185 161H183V162H185ZM188 161V160H187ZM209 161V160H208ZM211 161H209V162H211ZM70 162H72L73 163V160L72 161H70ZM100 162H102L101 160H100ZM161 162V161H160ZM165 161H163L162 163H164ZM177 162V161H176ZM200 162H201V160H200ZM250 162H252V161H250ZM62 163V162H61ZM66 163V162H65ZM72 163H70L69 165H72ZM80 163V162H79ZM83 163V162H82ZM87 163H85V165L87 164ZM93 163H95V162H93ZM116 163H117V161H116ZM165 163H167V162H165ZM187 163H191V161L189 160V162H187ZM198 163V164H197ZM206 163H207V161H206ZM213 163V164H214ZM75 164V163H74ZM73 164V165H74ZM81 164V163H80ZM107 164V163H106ZM110 164V163H109ZM114 164V163H113ZM174 164V163H173ZM172 164V162H171V165L174 167V165ZM185 164V163H184ZM184 164H181V165H183L184 166ZM202 165L204 164V162L203 163H201ZM210 164V163H209ZM212 164V163H211ZM247 164V163H246ZM251 164V163H250ZM154 165V164H153ZM156 165V164H155ZM158 165V164H157ZM170 165V163L168 164V165H166V166H169ZM179 164H177V166H178ZM188 165V164H187ZM186 165V166H187ZM252 165V164H251ZM255 165V164H254ZM15 166V165H14ZM65 166V165H64ZM76 166H78V164L76 165ZM92 166V165H91ZM126 165H124V167H125ZM172 166H170V167H167L166 169H165V171H164V176H157L156 174L155 175H151V176H149V174H148V176H144L143 174H141V173H143V172H141V173H139V171L140 170H138V172L137 173H134V174H132L130 171H125V170H121V171H119V172H115V174H113L114 175V177L116 178V179H119L118 180V183H117V185L115 186V184L114 183H112V185H106L105 184V182L107 181L106 180V178L107 177H109L110 175L106 172V171H104V167H102V166H99V167H97L96 168V171H95V175H93V176H95V180L96 181H99L100 183H99V185H96V186H94V188L92 189V194H90V195H94L95 197H97V194H99V195H110V194H112V192H114V190H115V187H117V190H120V189H122V190H125V191H127L128 192V190L129 191H131V194H128V195H126L124 198H122L121 200H120V204L119 205H117V206H114L113 208H110V209H112L114 212H116V213H121V216H122V213H123V211L124 210H126V209H130V210H132L133 211V214H134V216H127L126 218H124L125 220H126V222H128L125 226L126 227H128L129 228V230H130V232L132 231L133 233H131L132 234V236H133V234H134V236L130 239V240H120V242H118L117 240V242H118V244H117V248L121 251V252H124V253H132L133 252V255H134V253H136V252H140V251H144V250H147L146 248H148V246H150V245H148L147 246V244H144V242H141L144 238L145 239H155L156 237H157V235L159 234V233H161V231H163L162 229H161V226H158V225H148V226H146V224L145 223H143L142 221H144V220H148L149 218H150V216H149V214H145L144 212H142L143 211V209H146V207H150L152 204L153 205H159V203H164L165 201H164V199H167V197L170 195V193L172 192V191H174V190H178V192L180 193H183V189H181V186L183 185L182 184V182L184 181V179H188V174H184V173H179V172H177L176 170L177 169H180V167L178 166V168H177V166H176V169H175V167L174 168H172ZM189 166V165H188ZM210 166V165H209ZM256 166H258L257 164H256ZM255 166V167H256ZM72 167V166H71ZM119 167V166H118ZM190 167V166H189ZM211 167V166H210ZM245 167H246V165H245ZM254 167V168H255ZM264 167V166H263ZM263 167H257L256 168V170H260V168H263ZM64 168H66V166L64 167ZM141 168V167H140ZM162 168H163V166H162ZM161 168V169H162ZM195 168L196 169H200V168H198V166H195ZM247 168V167H246ZM254 168H253V170H254ZM15 169H17V167L15 166ZM87 169V168H86ZM119 169H120V167H119ZM125 169V168H124ZM128 169V168H127ZM9 170V169H8ZM11 170H13L14 171V169H11ZM69 170H71V168L69 169ZM89 170V169H88ZM87 170V171H88ZM132 170V169H131ZM184 171H186L185 169H183ZM205 170V169H204ZM204 170H202L201 169V171H202V173H203V171ZM211 170H212V167H211ZM210 170V171H211ZM249 170V169H248ZM253 170L251 171V172H253ZM255 170V171H256ZM262 170V169H261ZM264 170V169H263ZM10 171V170H9ZM20 171V170H19ZM63 171V170H62ZM146 171V170H145ZM196 172H199V170H195ZM16 173H17V171H15ZM90 172V171H89ZM147 172V171H146ZM154 172V171H153ZM157 172V171H156ZM159 172V171H158ZM157 172V173H158ZM181 172V171H180ZM249 172V171H248ZM261 172V171H260ZM160 174H161V172H159ZM209 173V172H208ZM207 173V174H208ZM25 174V173H24ZM33 174V173H32ZM243 174H246V173H243ZM251 174V173H250ZM256 174H258V173H256ZM15 175V174H14ZM20 175H21V173H20ZM92 175V174H91ZM159 175V174H158ZM192 175V174H191ZM206 175V174H205ZM209 175H211V173H209L208 175H207V177H209ZM247 175V174H246ZM17 176V175H16ZM34 176V175H33ZM199 176V175H198ZM197 176V177H198ZM202 176V175H201ZM250 176V175H249ZM27 177V176H26ZM25 177V178H26ZM30 177V176H29ZM110 177H112V176H110ZM203 177V176H202ZM213 177V176H212ZM241 177H243V175L241 176ZM254 177V176H253ZM17 178V177H16ZM19 178H20V176H19ZM22 178V177H21ZM87 178V177H86ZM91 178V177H90ZM210 178H211V176H210ZM245 178V177H244ZM257 178H258V176H257ZM257 178H255L258 182H259V179H257ZM262 178V177H261ZM23 179V178H22ZM27 179V178H26ZM30 179H31V177H30ZM94 179V178H93ZM264 179V178H263ZM85 180H88V178L87 179H85ZM211 181H212V179H210ZM244 180V179H243ZM247 180V179H246ZM246 180H244V181H246ZM254 180V179H253ZM1 181V180H0ZM89 181V180H88ZM210 181V182H211ZM221 181V182H220ZM237 181V180H236ZM240 181V180H239ZM3 182H5V181H2V183ZM18 182H21V181H18ZM31 182V181H30ZM82 182V181H81ZM113 182H115V181H113ZM186 182V181H185ZM199 182V181H198ZM242 182V180L240 181V183ZM247 182V181H246ZM250 181H248V183H249ZM6 183V182H5ZM84 183V182H83ZM98 183V182H97ZM96 183V184H97ZM187 183V182H186ZM201 183V182H200ZM213 184H214V182H212ZM243 183V182H242ZM264 183V182H263ZM262 183V184H263ZM114 184V185H113ZM197 184H199V183H197ZM196 184V185H197ZM236 184V183H235ZM239 184V183H238ZM260 184H261V182H260ZM261 184V185H262ZM4 185V184H3ZM22 185H24V184H22ZM82 185V184H81ZM209 185L211 186L212 184H210L209 183ZM208 185V186H209ZM244 185V184H243ZM264 185V184H263ZM86 186V185H85ZM91 186H93V185H91ZM193 186V185H192ZM199 186V185H198ZM218 186V185H217ZM220 186V185H219ZM252 186V185H251ZM255 186V185H254ZM257 186V185H256ZM6 187V186H5ZM96 187V188H95ZM237 187V186H236ZM241 187V186H240ZM243 187V186H242ZM241 187V188H242ZM245 187H246V184H245ZM1 188H3V187H1ZM91 188V187H90ZM186 188V187H185ZM191 188V187H190ZM200 188V187H199ZM212 188V187H211ZM239 188V187H238ZM237 188V189H238ZM247 188V187H246ZM246 188H245V190H246ZM260 188V187H259ZM259 188L257 189V190H259ZM262 188H263V186H262ZM4 189H7V188H4ZM82 189V188H81ZM209 189V188H208ZM213 189V188H212ZM219 189V188H218ZM217 189V190H218ZM225 189V190H226ZM236 189V188H235ZM249 189V188H248ZM254 189V188H253ZM264 189V188H263ZM192 190V189H191ZM194 190V189H193ZM225 190H223V191H225ZM229 190V189H228ZM240 190V189H239ZM244 190V189H243ZM243 190H240V191H242L241 193H243L244 191ZM83 191V189L81 190V191H79L77 194H75L76 195V198H75V201H74V205H75V207L73 208L74 210H77V209H75V208H78V209H81V210H83L84 212L85 211H87L88 209H90V205H92V204H90V202H87L86 201V194H85V192H82ZM136 192L137 193V195H133V194H135L134 192ZM189 191H190V189H189ZM230 191H232V189L230 190ZM247 191L248 190H246V192L245 193H247ZM5 192V191H4ZM6 192H7V190H6ZM176 192V191H175ZM185 192V191H184ZM186 192H187V190H186ZM213 192V191H212ZM215 192V191H214ZM213 192V193H214ZM220 192H221V189H220ZM226 192V191H225ZM229 192V191H228ZM234 192H236V191H234ZM238 192V191H237ZM249 192H253V191H249ZM74 193H76V192H74ZM124 193V192H123ZM191 193V192H190ZM239 193V192H238ZM240 193V194H241ZM5 194V193H4ZM65 194V193H64ZM85 194V195H84ZM117 194V193H116ZM115 194V195H116ZM174 194V193H173ZM172 194V195H173ZM176 194V193H175ZM219 194V193H218ZM218 194H216V195H218ZM226 194H227V192H226ZM232 194V193H231ZM233 194H235V193H233ZM254 194V193H253ZM257 195H259L258 193H256ZM264 194V193H263ZM6 195V194H5ZM70 195V194H69ZM72 195V194H71ZM171 195V196H172ZM186 195H188L187 193H186ZM242 195V194H241ZM247 195V194H246ZM249 195H250V193H249ZM261 195H262V193H261ZM44 196V195H43ZM60 196H62V195H60ZM59 196V197H60ZM73 196V195H72ZM71 196V197H72ZM134 196H136V197H134ZM185 196V195H184ZM224 196V195H223ZM229 196V195H228ZM230 196H232V195H230ZM234 196V195H233ZM238 196V195H237ZM70 197V196H69ZM95 197H93V199L95 198ZM99 197V196H98ZM218 197H220V196H218ZM236 197V196H235ZM252 197V196H251ZM66 198H68V197H66ZM74 198V197H73ZM190 198V197H189ZM221 198V197H220ZM232 198V197H231ZM234 198V197H233ZM245 198V197H244ZM243 198V199H244ZM257 198V197H256ZM59 199H61V198H59ZM116 199H118V198H116ZM120 199V198H119ZM177 199V198H176ZM183 199V198H182ZM188 199V198H187ZM223 199V198H222ZM237 199H240L239 198V196H238V198ZM242 199V198H241ZM259 199V198H258ZM261 199H264V197L263 198H261ZM71 200V199H70ZM101 200V199H100ZM114 200V199H113ZM253 200H255V199H253ZM52 201V200H51ZM94 200H92L91 202H93ZM183 201V200H182ZM206 201H208V200H206ZM224 201V200H223ZM247 201V200H246ZM248 201H250V200H248ZM262 201V200H261ZM113 202V201H112ZM181 202V201H180ZM205 202V201H204ZM227 202V201H226ZM234 203H235V201H233ZM260 202V201H259ZM25 203V202H24ZM31 203V202H30ZM62 203V202H61ZM94 203V202H93ZM114 203V202H113ZM167 203V202H166ZM225 203V202H224ZM237 203V202H236ZM262 203V202H261ZM261 203H260V205H261ZM13 204H14V202H13ZM26 204V203H25ZM98 204V203H97ZM171 204V203H170ZM179 204V203H178ZM207 204V203H206ZM205 203H204V205H206ZM232 204V203H231ZM247 204V203H246ZM50 205V204H49ZM60 205H62V204H60ZM95 205V204H94ZM93 205V206H94ZM167 205V204H166ZM235 205V204H234ZM241 205V204H240ZM254 205H257V204H255L254 203ZM70 206V205H69ZM93 206H92V208H93ZM98 206H99V204H98ZM182 206V205H181ZM180 206V208H182ZM231 206V205H230ZM235 206H237V205H235ZM239 206V205H238ZM248 206V205H247ZM246 206V207H247ZM259 206V205H258ZM56 207H58V206H56ZM55 207V208H56ZM62 207V206H61ZM97 207V206H96ZM155 207V206H154ZM153 207V208H154ZM164 207V206H163ZM228 207V206H227ZM243 207H245V206H243ZM50 208V207H49ZM60 208V207H59ZM58 208V209H59ZM100 208H102V207H100ZM109 208V207H108ZM173 208V207H172ZM235 208V207H234ZM250 208V207H249ZM256 208V207H255ZM258 208V207H257ZM261 208V207H260ZM54 209V208H53ZM62 209V208H61ZM109 209V210H110ZM151 209V208H150ZM149 209V210H150ZM227 209V208H226ZM225 209V210H226ZM236 209V208H235ZM234 209V210H235ZM247 209V208H246ZM245 209V210H246ZM72 210V209H71ZM93 210H95V209H93ZM99 210V209H98ZM103 210H104V208H103ZM107 210V209H106ZM171 210V209H170ZM181 210V209H180ZM179 209H178V211H180ZM55 211V210H54ZM60 211V210H59ZM65 211V210H64ZM91 211V210H90ZM101 211V210H100ZM127 211V210H126ZM153 211V210H152ZM53 212V211H52ZM61 212H63V211H61ZM69 212V211H68ZM82 212V211H81ZM128 212V211H127ZM131 212V211H130ZM243 212H244V209H243ZM42 213V212H41ZM70 213V212H69ZM68 213V214H69ZM95 213H96V211H95ZM97 213H99V212H97ZM129 213V212H128ZM231 213V212H230ZM238 213V212H237ZM64 214H65V212H64ZM157 214V213H156ZM174 214V213H173ZM234 214V213H233ZM42 215H45V213H42ZM51 215V214H50ZM94 215V214H93ZM118 215V214H117ZM130 215V214H129ZM160 215V214H159ZM169 215V214H168ZM39 216H41V215H39ZM79 216L80 215H77V214H75V212H71L69 215H68V218H69V222H75V220H77V221H80L79 220ZM89 216V215H88ZM97 216H98V214H97ZM103 216V215H102ZM118 216H120V215H118ZM121 216H120V218H121ZM84 217V216H83ZM83 217H82V219H83ZM90 217H91V214H90ZM90 217H89V219H90ZM123 217V216H122ZM227 217V216H226ZM9 218H12V217H9ZM66 218V217H65ZM81 218V217H80ZM93 218V217H92ZM119 218V217H118ZM173 218V217H172ZM35 219V218H34ZM81 219V220H82ZM94 219V218H93ZM158 219V218H157ZM215 219H216V217H215ZM8 220H10V219H8ZM12 220V219H11ZM37 220V219H36ZM47 220V219H46ZM51 220V219H50ZM86 220H88V219H86ZM97 220H99V219H97ZM114 220V219H113ZM159 220V219H158ZM171 220V219H170ZM180 220V219H179ZM178 220V221H179ZM217 220V219H216ZM223 220V219H222ZM83 221H85V220H83ZM90 221V220H89ZM92 221V220H91ZM118 221V220H117ZM121 221V220H120ZM163 221H165V220H163ZM261 221H263V222H261ZM7 222V221H6ZM51 222V221H50ZM67 222V221H66ZM104 222V221H103ZM119 222V221H118ZM160 222V221H159ZM102 223V222H101ZM100 223V225H102ZM112 223V222H111ZM120 223H122V222H120ZM173 223V222H172ZM79 224V223H78ZM114 224V223H113ZM112 224V225H113ZM117 224H119V223H117ZM161 224V223H160ZM257 224H259V223H257ZM256 224V225H257ZM45 225V224H44ZM82 224L80 223V226H81ZM106 225H108V224H106ZM181 225V224H180ZM260 225H262V226H264V219L263 220H260ZM60 226V225H59ZM84 225H82L81 226V230H82V227H83ZM90 226V225H89ZM105 226V224L104 225H102V227H104ZM111 226V225H110ZM115 226V225H114ZM123 226V225H122ZM183 227H184V225H182ZM181 226V227H182ZM224 226V225H223ZM3 227V226H2ZM19 227H21L20 225H19ZM44 227V226H43ZM75 227H77V226H75ZM102 227H100L101 229H102ZM106 227H108L109 228V226H106ZM118 227V226H117ZM225 227V226H224ZM237 227V226H236ZM22 228V227H21ZM53 228V227H52ZM80 228V227H79ZM78 228V230L80 231V229ZM93 228V227H92ZM100 228H98L99 230H100V232H101V229ZM107 228V229H108ZM112 228V227H111ZM110 228V229H111ZM189 228V227H188ZM223 228V227H222ZM229 228V227H228ZM46 229V228H45ZM87 229V228H86ZM90 229V228H89ZM97 229V228H96ZM114 229V228H113ZM120 229V228H119ZM127 229V228H126ZM192 229V228H191ZM224 229V228H223ZM84 230V232H85V229H83ZM103 230V229H102ZM122 230H123V228H122ZM121 230V231H122ZM169 230H170V228H169ZM222 230V229H221ZM19 231H21V230H19ZM73 231V230H72ZM92 231V230H91ZM95 231V230H94ZM105 231H107L106 229H105ZM105 231H104V233H105ZM116 231V230H115ZM124 231V230H123ZM226 231V230H225ZM224 231V232H225ZM261 231V230H260ZM264 231V230H263ZM71 232V231H70ZM83 232V231H82ZM96 232H98V231H96ZM120 232V231H119ZM178 232V231H177ZM252 233H253V231H251ZM250 232V234H252ZM52 233H54L53 231H52ZM59 233V232H58ZM76 233V232H75ZM78 233V232H77ZM91 232H89V234H90ZM102 233H103V231H102ZM117 233H118V231H117ZM171 234H170V236H171V243L172 244H167V245H172V246H174L175 245V243H176V238H175V236H174V234H172V230H171V232H170ZM202 230H201V228L200 227H195L194 229H192L190 232H188V235H186L187 237H188V239H189V241H188V244H187V246H191V245H195V244H197V245H199L200 243H201V241H202V239L203 238H201V236H202ZM219 233H220V231H219ZM258 233H259V230L257 229H254V233L252 234V235H250V236H248V238L251 240V237H253V235L255 236L254 238H256V237H258V241L254 244L253 243V240H251L252 241V245H253V247L251 246V244H248L247 242H246V245H247V247H248V245L249 246H251L252 248H254V251H253V253H254V255H252L251 253H248L247 252V254H251L253 257L252 258H254V256H255V258L254 259H256L257 261H263L264 260V235L262 234L261 235V237H259L260 235H258ZM261 233V232H260ZM36 233H34V235H35ZM39 234H41V232L39 233ZM74 234V233H73ZM88 234V233H87ZM87 234H85V236L87 235ZM100 234V233H99ZM130 234V233H129ZM45 235V234H44ZM43 235V236H44ZM48 235V234H47ZM46 235V237L48 238V236ZM59 235V234H58ZM57 235V236H58ZM72 235V234H71ZM91 235V234H90ZM118 235V234H117ZM161 235V234H160ZM42 236V237H43ZM50 236V235H49ZM54 236V235H53ZM52 236V237H53ZM70 236V235H69ZM68 236V237H69ZM75 236V234L71 237V239L69 238L68 240L70 241H68L69 242V244H71V240L73 239V237ZM88 237H89V235H87ZM86 236V238H88ZM95 236V235H94ZM96 236H97V234H96ZM95 236V237H96ZM102 236H103V234H102ZM119 236H121V235H119ZM118 236V237H119ZM123 236V235H122ZM209 236V235H208ZM35 237H36V235H35ZM46 237H44V238H46ZM51 237V236H50ZM68 237H65V238H68ZM98 237H100V236H98ZM128 237V236H127ZM163 237V236H162ZM185 237V236H184ZM184 237H181V238H184ZM32 238H34V237H32ZM38 238H40L39 236H38ZM130 238V237H129ZM41 239V238H40ZM53 239V238H52ZM55 239V238H54ZM81 239V238H80ZM83 239V238H82ZM96 238H94V240H95ZM98 239V238H97ZM101 239H104V238H102L101 237ZM101 239H100V241H101ZM107 239H108V237H107ZM164 239V238H163ZM180 239V238H179ZM207 238L205 237V239H203V240H206ZM224 239H226V238H224ZM241 240H242V237L240 238ZM257 239V238H256ZM16 240V239H15ZM17 240H19V239H17ZM47 240V239H46ZM58 240H60V238L58 239ZM61 240H64V239H61ZM67 240V239H66ZM78 240V239H77ZM76 239H75V241H77ZM88 240H91V239H88ZM94 240L92 241V242H94ZM104 240H106V239H104ZM103 240V243H105V241ZM186 240V239H185ZM209 240H211L210 238H209ZM209 240H207V241H209ZM213 240H215V239H213ZM219 240V239H218ZM217 240V241H218ZM221 240H223V239H221ZM240 240V241H241ZM53 241V240H52ZM55 241V240H54ZM99 241V240H98ZM97 241V242H98ZM99 241V242H100ZM155 241V240H154ZM166 241H168V240H166ZM180 241V240H179ZM220 241V240H219ZM236 241H238V240H236ZM248 241V240H247ZM50 242V241H49ZM58 242V241H57ZM60 242V241H59ZM73 242V241H72ZM83 242H85V241H83ZM82 242V243H83ZM92 242H90V243H92ZM97 242H95V244L97 243ZM99 242H98V244H99ZM107 242V241H106ZM108 242H109V239H108ZM169 242V241H168ZM185 242H187V241H185ZM248 242H250V241H248ZM255 242V241H254ZM48 243V242H47ZM46 243V244H47ZM51 243H53V242H51ZM51 243H49V244H51ZM62 243V242H61ZM67 243V242H66ZM77 243L79 244V242L77 241ZM82 243H80V244H82ZM222 243V242H221ZM238 243H239V241H238ZM38 244V243H37ZM43 244H45V242H43ZM54 244H56L55 242H54ZM60 244V243H59ZM65 244V243H64ZM87 244H88V242H87ZM86 244V245H87ZM94 244V243H93ZM106 244V243H105ZM104 244V245H105ZM149 244V243H148ZM162 244V243H161ZM166 243H164V245H165ZM184 244V243H183ZM185 244V245H186ZM212 244V243H211ZM40 245V244H39ZM52 245V244H51ZM57 245V244H56ZM55 245V246H56ZM91 245V244H90ZM103 245V246H104ZM146 245V246H145ZM185 245H184V248H187V246L185 247ZM218 245H220V244H218ZM243 245V244H242ZM26 246V245H25ZM42 246V245H41ZM41 246H39V247H41ZM53 247H54V245H52ZM51 246V247H52ZM68 246H70V245H68ZM71 246H72V244H71ZM74 246V245H73ZM73 246H72V248H73ZM78 246V245H77ZM81 246H85V244L83 245H81ZM92 246V248H93V245H91ZM91 246H90V249H91ZM102 245H101V248L103 247ZM154 246H155V244H154ZM169 246V247H170ZM178 246H181V245H178ZM183 246V245H182ZM227 246H229V245H227ZM227 246H226V248H227ZM18 247V246H17ZM16 247V248H17ZM34 247H36V246H34ZM38 247V248H39ZM43 247V246H42ZM52 247V248H53ZM59 247V246H58ZM63 247H65V246H63ZM89 247V246H88ZM97 247H98V245H97ZM105 247V246H104ZM113 247V246H112ZM153 247V246H152ZM166 247V246H165ZM168 247V248H169ZM197 247V246H196ZM212 247H213V244H212ZM216 247V246H215ZM25 248V247H24ZM57 248V247H56ZM60 248H61V246H60ZM82 248H84V247H82ZM81 248V249H82ZM98 248H100V247H98ZM113 248H115V247H113ZM174 249H175V247H173ZM183 248V247H182ZM204 248H206V246H202V248H200V250L196 253V254H199L198 256H201V258H203L202 256H203V254L202 255H200L202 252H203V250H204ZM225 248V249H226ZM230 248V250L228 251V253H229V255L231 254V256H233L234 254L236 255V253H237V251L239 250L240 251V249H239V247L237 246V244L236 245H234L233 247H229ZM242 248V250H243V246L241 247ZM249 249H250V247H248ZM247 248V249H248ZM19 249V248H18ZM42 249V248H41ZM64 249V248H63ZM62 249V250H63ZM67 249V248H66ZM70 249V248H69ZM87 249V248H86ZM89 249V248H88ZM105 249V248H104ZM103 249V250H104ZM177 249V248H176ZM188 249V248H187ZM196 249V248H195ZM44 251L46 250L47 251V249H43ZM84 250V249H83ZM171 251H172V249H170ZM169 250V251H170ZM189 250V249H188ZM211 250H213L212 248H211ZM223 250H224V248H223ZM223 250H221V252L223 251ZM246 250V249H245ZM22 251V250H21ZM42 251V250H41ZM66 251V250H65ZM70 251H72V250H70ZM81 251V250H80ZM91 251V250H90ZM97 251H99V250H97ZM161 251V250H160ZM174 251V250H173ZM227 251V250H226ZM247 251V250H246ZM248 251H250V250H248ZM252 251V250H251ZM23 252V251H22ZM34 252V251H33ZM50 252V251H49ZM57 252V249H56V251H55V253ZM63 252V251H62ZM62 252H60V251H58L57 252V254L59 255V254H61ZM92 252V251H91ZM117 252H118V250H117ZM116 252V253H117ZM211 252V251H210ZM219 252V254H220V251H218ZM37 253V252H36ZM54 253V252H53ZM100 253H101V251L100 252H96V253H94V257L97 259V257H99L100 256ZM116 253H113L112 252V254H116ZM143 253H145V252H143ZM142 253V254H143ZM149 253V252H148ZM157 253V252H156ZM167 253H168V251H167ZM181 254H182V250H181V252H180ZM184 253V252H183ZM192 253V252H191ZM38 254V253H37ZM36 254V255H37ZM63 254V253H62ZM61 254V255H62ZM69 254H70V252H69ZM82 254H84V252L82 253ZM88 254H90V253H88ZM108 254V253H107ZM121 254V253H120ZM146 254V253H145ZM163 254V253H162ZM174 254V253H173ZM177 254H179V252L177 253ZM205 254L206 255H208L209 256V254L206 252H204V256H205ZM238 254V253H237ZM240 254V253H239ZM242 255L244 254V252L243 253H241ZM247 254H245V256H244V258L245 257H247L248 255ZM26 255V254H25ZM55 255V254H54ZM75 255V254H74ZM73 255V256H74ZM116 255H118V253L116 254ZM123 255V254H122ZM138 255H140V254H138ZM137 255V256H138ZM167 255V254H166ZM169 255V254H168ZM171 255H172V253H171ZM175 255V254H174ZM214 255H216V254H214ZM214 255H213V257H214ZM223 254H220V256H222ZM224 255H225V253H224ZM224 255H223V257H224ZM235 255L233 256V257H235ZM27 256V255H26ZM31 255H29V257H30ZM34 256V255H33ZM63 256V255H62ZM71 256V255H70ZM81 256H83V255H81ZM84 256H86V254L84 255ZM123 256H125V255H123ZM123 256H121V257H123ZM159 256V255H158ZM176 256V255H175ZM179 256H180V254H179ZM187 256V255H186ZM189 256V255H188ZM220 256H216V257H220ZM28 257V256H27ZM42 257H43V255H42ZM41 257V258H42ZM44 257H46V256H44ZM54 257V256H53ZM55 257H56V255H55ZM69 257V256H68ZM106 257V256H105ZM112 257H114L115 258V256L113 255ZM134 257V256H133ZM153 257V256H152ZM168 257V256H167ZM177 257V256H176ZM181 257V256H180ZM185 257V256H184ZM194 257V256H193ZM207 257V256H206ZM212 257V258H213ZM226 257V256H225ZM224 257V258H225ZM24 258V257H23ZM26 258V257H25ZM59 258V257H58ZM78 258H79V256H78ZM83 258V257H82ZM91 258V257H90ZM127 258H128V256H127ZM126 258V259H127ZM129 258H131V257H129ZM136 258V257H135ZM143 258H146V256L144 257V255H143ZM178 258V257H177ZM183 258V257H182ZM181 258V259H182ZM187 258V257H186ZM200 258V257H199ZM198 258V259H199ZM200 258V259H201ZM205 258V257H204ZM207 258H209V257H207ZM228 258V257H227ZM243 258V260L244 261H246V258L244 259ZM248 258H250V257H248ZM248 258H247V262H248ZM34 259H36L35 257H34ZM45 259V258H44ZM76 259V258H75ZM139 259V258H138ZM156 259V258H155ZM166 259V258H165ZM172 259V258H171ZM171 259H168V260H170V262H173V261H171ZM184 259V258H183ZM191 259H193V258H190V260ZM211 258H209V260H210ZM215 259V258H214ZM213 259V260H214ZM6 260V259H5ZM12 260V259H11ZM41 261H42V264H44L43 263V259H40ZM72 260V259H71ZM95 260V259H94ZM98 260H100V259H98ZM105 260V259H104ZM115 260V259H114ZM122 260H123V258H122ZM129 260V259H128ZM140 260V259H139ZM173 260H175V259H173ZM177 260V259H176ZM187 260H189V259H187ZM202 261H203V259H201ZM209 260H208V263H209ZM212 260V262H215V261H213ZM220 260H223V259H220ZM226 260H229V259H226ZM27 261V260H26ZM25 261V262H26ZM58 261V260H57ZM66 261V260H65ZM83 261H84V259H83ZM101 261V260H100ZM124 261V260H123ZM144 261H146L145 259H144ZM164 261V263L163 264H166V262H165V260H163ZM194 260H192V262H193ZM200 261V260H199ZM206 261L207 260H205V263H206ZM211 261V260H210ZM224 261V260H223ZM222 261V262H223ZM233 261H235V259H233ZM250 261H253L254 262V260H250ZM256 261V262H257ZM23 262V261H22ZM28 262H30V261H28ZM33 262V261H32ZM50 262V261H49ZM53 262V261H52ZM55 262V261H54ZM64 262V261H63ZM79 262V261H78ZM101 262H103V261H101ZM134 261H132L131 263H133ZM158 262H160L159 260H158ZM186 262V261H185ZM192 262H190V263H188V264H192ZM218 263H219V261H217ZM252 262V263H253ZM37 263V262H36ZM125 263H126V261H125ZM124 263V264H125ZM134 263H137V262H134ZM169 263V262H168ZM228 262L226 261V264H227ZM251 263V262H250ZM262 263H264V262H262ZM31 264H33V263H31ZM35 264V263H34ZM69 264V263H68ZM76 264H78V263H76ZM83 264V263H82ZM96 264V263H95ZM138 264V263H137ZM142 264V263H141ZM171 264V263H170ZM177 264V263H176ZM217 264V263H216ZM238 264V263H237ZM240 264V263H239ZM244 264V263H243ZM247 264H249V262L247 263ZM259 264V263H258Z\"/></svg>",
    "mask_w": 264,
    "mask_h": 264
}]
</instances>
